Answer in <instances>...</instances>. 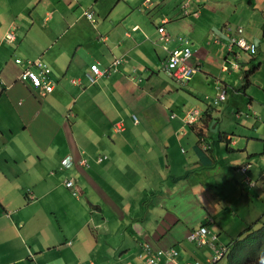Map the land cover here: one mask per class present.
<instances>
[{
	"label": "crops",
	"instance_id": "obj_1",
	"mask_svg": "<svg viewBox=\"0 0 264 264\" xmlns=\"http://www.w3.org/2000/svg\"><path fill=\"white\" fill-rule=\"evenodd\" d=\"M164 1L0 0V264H142L157 251L175 249L177 255L180 251L188 254L186 246L194 244L187 241V235L201 224L207 225L208 220V231L217 236V242L220 232L232 240L251 223L243 200L248 190H264V98L256 109L250 96L240 104L234 100L231 107L233 97L220 109L207 106L203 114L196 109L204 128L188 126L190 136L185 134L187 126L182 127L177 119L166 123L143 116L134 124L126 115L129 109L147 106L136 99L144 93L142 83L147 77L138 69L149 71L140 64L152 49L147 41L160 37L157 27L163 25L170 40L183 35L186 44L196 46L193 57L201 64V71L204 67L221 71L224 58H232L221 52L216 61L212 59L216 51L207 52L202 45L224 50L228 41L225 28L233 35L235 27L229 22L235 21L244 0H175L172 6ZM245 1L253 14L260 12L256 3H264ZM181 2H187V13L182 11ZM44 5L52 12L72 14L66 17L65 25L61 16L54 21L53 34H59L48 42L43 36L49 35L51 28L42 24L38 15L46 9ZM218 5L231 10H217ZM139 6H158L160 10L146 15L156 23L155 29L145 24ZM85 10L93 12V23L84 16ZM261 15L264 18V10ZM10 17H24L36 24L19 29L14 42L6 43ZM219 19L221 29L216 28ZM213 38H217L215 42ZM17 42L18 47L12 50ZM260 45L259 55L264 60V39ZM254 53L256 56L257 47ZM114 58L122 61L115 72L94 84L87 80L91 65L104 71ZM261 60L256 67L243 65L248 78L262 73ZM35 61L50 70L54 86L49 93L19 79L26 70L38 73V68L29 64ZM239 74L243 76L231 72L227 82L203 76L221 90L237 93L240 84L233 88L228 83ZM246 83L250 85L249 80ZM260 84L264 88V81ZM149 92L155 91L150 88ZM248 106L258 112L260 120L234 118ZM215 118L218 131L204 137L202 132L211 133L205 128ZM227 119L243 128L251 126L239 132L238 137L247 138L244 147L235 148L236 129L230 134L219 133L221 126L234 124ZM118 122L122 123L121 131L115 130ZM200 144H207L208 149ZM131 155L146 168L138 175L142 182L127 179V170L137 174L129 161ZM64 158L70 160L69 166L62 165ZM243 164L250 165L247 177L228 170ZM250 180L255 182L244 185ZM67 181L73 182V189L65 187ZM126 181L132 182L127 185ZM253 198H249L251 203ZM235 212L245 216L244 223L230 217ZM222 214L223 219H212V215ZM202 247L209 253L207 246ZM185 262L189 261L180 264ZM173 263L178 264L161 258L158 264Z\"/></svg>",
	"mask_w": 264,
	"mask_h": 264
},
{
	"label": "rangeland",
	"instance_id": "obj_2",
	"mask_svg": "<svg viewBox=\"0 0 264 264\" xmlns=\"http://www.w3.org/2000/svg\"><path fill=\"white\" fill-rule=\"evenodd\" d=\"M174 1L175 0H165L164 2L166 3V5L172 6ZM221 1L222 0H219V3H222ZM256 5L257 6L255 9L260 10V12H255L253 14L251 8L248 5V2L244 0L243 1V7H241V8L238 7V12L236 14L235 21L229 22L232 24L233 27H235L234 30H236V28H242V32H243L242 37L244 36V37H246V39L249 42L254 43L256 45L257 51H258L257 55L254 56V58L253 57L251 58V57L247 56L246 54L239 52L237 49L233 50L235 53H238V55H239V59L234 60L240 67H242L241 70L239 69V73H245L244 70H246V69L243 68V65L249 66L250 68L256 67L257 64L259 63V61L261 60V55H259V51L261 49V45H260L261 41H263V39H264L263 38L264 37V18L261 15V11L264 10V3L262 1H258L256 3ZM135 6H137V4H135ZM44 8H46V9L45 10H39L38 15H39V21L42 24H45L48 28H51V30L49 31L50 34L47 36L46 35L43 36L44 41L48 42L51 39H55L53 37H56L59 34V31H57V32L55 31V34H53V27L52 26L54 25V21H56L59 18V16H61V18L63 17V20L61 21V23H62V25H65L66 22L68 21L66 19V17H68L69 13L66 10L65 11L60 10V14H59L58 10H56L55 12H52V10H49V8H47L45 5H44ZM138 9L141 10V13L144 16L143 18L146 19L145 24L149 27V29L150 30L155 29L156 23L152 24L148 20L146 15L148 13H152V11H154L156 9L160 10L158 8V6L156 8L155 7L152 8L150 6H148L147 8H143L142 6H139ZM218 9L219 10H226V11L231 10V8H226V7L224 8L223 6H219V5H218L217 10ZM116 10H118V7ZM104 12H105V10H104ZM106 12L109 13L110 10H107ZM222 13H224V12H222ZM106 14H105V16H106ZM142 14H141V16H142ZM69 15H72V14H69ZM114 16H115V12L112 14V17H113V19H116ZM97 20H98V18L96 17L95 22ZM10 22H11V25H10L11 28L8 30V33L10 35H14L15 39L18 36L19 29L27 30L26 27L29 28L31 25L36 24L33 22V20H31V19L26 20V18H24V17L20 18L19 20H15V18L11 20V17H10ZM217 23L218 24L216 25V28H218V29L223 28V25L221 24L220 19L217 20ZM26 33H27V37L29 38L30 34L28 33V31ZM225 33H226V35H231L232 32L229 31L227 28H225ZM32 35H34V34H32ZM90 35H92L91 32H90ZM178 39H182L181 42L178 41ZM4 41L6 43H10L5 39V36H4ZM185 41H186V38L183 35H177L176 37L171 38V40L168 43L162 42L158 38L156 41H150V43L147 41V45L151 44V48L153 50L152 49L149 50L150 55H149V57L147 56L148 59H144L143 63L140 64V66H142V67L148 66L149 71H147L145 69H138V71H141L142 73L146 72L147 77L144 80V82L142 83L144 93L140 94L139 96L136 97V99L138 101L146 102L147 106H145L144 109H136V111L131 110V109L127 110L126 115L128 117L131 118L133 115L137 116L139 123H140L143 116L145 118H149L151 120L159 119L160 121H164L166 123L172 122L173 120L177 119L181 122L182 127H183L184 125H183L181 118L189 110L198 109L199 111H202V114H203V112L207 109V106L210 107V109H220V108H222L223 104L226 105L228 103V101L230 100L231 97H233V98L230 101V104H229L230 107H231L232 102L234 100L240 104V103H242L243 99H248L249 96L254 98V100L252 101L253 102L252 103L253 109L258 108V103L260 105H262V102L260 101V99L264 98V88H262L260 82L264 81V75H263L264 74V60H261V62L263 63V68H262L261 74H257V75L253 74L250 76V78L247 77V80L245 78H243V76L240 74L238 75L237 78H236L237 75H234L231 83H228V85L230 84L231 86H234L233 88H235V87H237L238 84H240L238 92L237 93H231L230 90L227 89L228 93H227L226 100L224 102H220L218 104L215 102V98L219 94V92L221 90V86L220 85L217 86L212 79L213 78H215V79L219 78L222 81L224 80L225 82H227V80H228L227 76L231 72H236V71L221 72V71H227V68L224 69L223 67H221L222 69L220 71V70L211 69L209 67H204V68H202L201 72H203L207 75H210L212 79H207L206 77L203 76V73H199V75H196L195 77L191 78L189 80L190 82L188 81L189 83H187L185 81L183 85H178V84L176 85L175 83L170 81L169 78L167 77V75H165L163 73V71H161L162 70V62L165 60L166 52L170 51L174 47H176V48L181 47L180 45L181 44L184 45ZM17 44H18V42L12 45V47H13L12 50H15L18 47V46H16ZM152 44H154V45H152ZM187 45L189 46L192 53L196 50V46H192L190 43H187ZM211 45L212 44L205 45V46L202 45V48L205 49L207 52H211L212 50L216 51L215 58L212 57V59L219 61L218 56L221 57V52H223L224 55H226V52H227L226 48H224V50L221 51L217 47L214 49ZM262 46L264 47V45H262ZM164 48L166 49V51ZM154 50H156L157 52H154ZM218 72H221V73H218ZM131 75L134 77H139L138 75H135L134 73ZM147 78H149L148 81H147ZM248 80L250 82V85H248L246 88L247 93L245 96V93L243 91V87H244L246 81H248ZM150 88H152L155 92H149ZM172 112H174V115L176 118L175 117L171 118ZM145 114H146V116H145ZM229 115H230V112H229ZM231 116L234 117V115H232V114H231ZM221 117H222V119H225V117L223 115ZM246 117L253 118L255 121L260 120L258 112L252 110V108L250 106L247 107V110H240L235 115L234 118L240 120V118L243 119ZM200 119H202V116L199 117V120ZM216 119L217 118L212 119L213 121L210 120L211 122H208L207 128H205V129H207L208 131H211V133L210 132H202V135L204 137H209L210 135H213L212 130H214V129H216V131H218L219 125H218V121ZM229 119H227V120L229 121ZM199 120L197 121V123L193 127H197L198 129L203 130V128H204L203 124ZM231 121L232 122L229 121V124L234 123L233 120H231ZM236 124H239V122H236L234 124H230L228 126H221L219 133L224 134L223 132L225 131L226 134L227 133L230 134V133H232L231 131H233V129L234 130L236 129L237 130V137H236L237 146L235 148L244 147L245 146L244 144H245V141L247 138L238 137V136H240L239 132H241V130H250L251 126L249 127V125H245V127L248 128V129H246V128H243L241 126V124H239V125H236ZM258 125H261V124L258 123ZM182 127L180 126V130H182ZM184 128H185L184 129L185 134H187V135L189 134L188 136H190L192 133L190 130V127L184 126ZM258 128H259V126H258ZM206 134H208V135H206ZM185 139L188 140V138H184V140ZM206 142L210 145V148H211L212 144L210 143V140L207 139ZM200 145H203L205 150L208 149L207 144H200ZM131 157L132 158H129V156H128L129 161L131 160L130 163L133 164V169L135 171H137V174L131 170H127V173L129 174V175H127L128 176L127 179L139 181L140 180V176H138V175H140L139 172H146V168L142 164H140L136 161V155H131ZM130 182H132V181H126L127 185L130 184ZM252 182H255V181H252ZM129 187L132 188V185H129ZM246 195H247V198H245L243 200L244 201L243 206L246 204L247 219L251 223H254L255 221H257L260 218V223L264 224V190H262L261 193H258V192L255 193V192H252V190H248ZM251 196H254V198H253L254 200L252 199V201H253L252 203L249 199ZM241 210H243V209H241ZM231 212H233V210ZM234 214H236V215H234ZM213 217H214V219H217V217H218V219H223L225 217V215L224 214H222L220 216L212 215V219H213ZM230 217H232V219L234 218L236 221H241L242 223H244L242 221V219L245 216H243L241 212L239 214L237 212H235L232 215H230ZM232 224L233 223H230V225H232ZM216 230H219V229H216ZM209 231L211 232L210 229H209ZM219 237L221 240L219 239L220 241H218V244H225V243L229 242L231 239V238L229 239L223 232L219 233ZM207 240H209V239L207 238ZM186 248L190 249L188 254H185L182 251H180V253L174 258V262H177L178 264H180L182 261H190L193 259V261H197L200 264H207L204 261V259L207 257H208V259H211L215 256L214 252L212 250H210L208 253L207 249H205L206 247L197 248V246L188 243ZM193 252H196V253H193ZM173 264H175V263H173ZM213 264H225V260L222 259V260H219Z\"/></svg>",
	"mask_w": 264,
	"mask_h": 264
},
{
	"label": "built area",
	"instance_id": "obj_3",
	"mask_svg": "<svg viewBox=\"0 0 264 264\" xmlns=\"http://www.w3.org/2000/svg\"><path fill=\"white\" fill-rule=\"evenodd\" d=\"M186 4L182 6V9L185 10ZM186 13V12H185ZM91 16L87 14V18H90ZM229 30V29H228ZM158 33L160 35V40L163 42H167L169 40L168 35L164 32V29L162 27L158 28ZM242 29L237 28L236 29V36L230 38V47L232 45H235L239 49H243L244 51H249L250 53L254 52V46L248 45L243 38L238 36V34H241ZM230 49V48H229ZM192 54L190 50L185 47L182 49H175L171 51L168 55L164 63L162 64V71L169 75V77L179 83L188 81L191 79V77L198 71V63H194L192 60ZM16 63H20L19 60H16ZM119 63L118 60H115L113 62V65L116 66ZM40 66V65H38ZM233 68L236 69L237 66L233 65ZM93 72H97L95 66H92L90 68ZM49 71L47 69H41L40 75L36 76L32 74L31 72H25L21 75V80L29 79L30 82L35 87H40L43 92H50L53 87V82L48 77ZM226 98V92L225 90H222L218 97L215 99V102H221L224 101ZM200 115L198 110L192 109L189 110L185 116V120L187 123H191L196 120V118ZM134 123L137 122L136 117H132ZM116 130H121V123H117L115 125ZM62 164L66 167L70 164V160L68 158H65L62 161ZM65 187L68 189L73 188V183L71 181L65 182ZM73 195H76V191L73 190ZM208 230L205 226H200L198 229H196L194 232H190L187 235V241L196 243L198 246H203L204 244V238L205 235L208 234ZM213 239H215L213 237ZM167 251V250H166ZM166 251H157L156 255H150L144 258L142 264H158V261L161 257L165 258L166 260L173 261V258L177 255V252L175 249H171ZM225 252V248H221L220 250H214L215 256L213 257V261H216L219 259ZM184 264H199L196 261L192 262H186Z\"/></svg>",
	"mask_w": 264,
	"mask_h": 264
},
{
	"label": "trees",
	"instance_id": "obj_4",
	"mask_svg": "<svg viewBox=\"0 0 264 264\" xmlns=\"http://www.w3.org/2000/svg\"><path fill=\"white\" fill-rule=\"evenodd\" d=\"M87 11L89 13L93 14V12H91L90 10H87ZM195 13H197V12H195ZM93 17H94V14H93ZM234 31H236V30H234ZM242 34H243V32H241V34H238V35L242 36ZM213 39H215V38H213ZM178 40L181 42L182 39H178ZM215 41L216 40H214V42ZM229 43H230V40H228L227 43H225V44L227 45ZM215 44H217V43H215ZM252 44H254V43H252ZM234 49H236V48H233V50ZM255 49H256V45H255ZM173 50H175V49H173ZM173 50H171V51H173ZM171 51H169L168 54ZM190 52H191V50H190ZM191 54L193 57L192 52H191ZM254 54L255 53L252 54L253 57H254ZM120 62H122V61H120ZM199 66H201L200 63H199ZM228 67H230L229 69H231L230 65H228ZM231 71L239 72V68L236 70H231ZM249 72L251 73L252 71H249ZM249 75L245 72V73H243V78L247 79V77ZM26 81H29V80H24L22 82H26ZM247 86H248V84L246 83L244 87L246 88ZM224 90L226 92V89H224ZM226 96H227V92H226ZM196 123L197 122H195V124ZM198 136L200 137L201 135L199 134ZM200 140H203V139H200ZM202 142L204 143V140ZM249 168H250L249 164H243V165H240L239 167L236 166V168H235V166H233V167L229 168L228 170L231 169L232 171H235L236 173L239 172L244 177H247V175L249 173ZM251 183H252V181L250 180V182L248 181L247 184L244 183V185L250 186ZM208 222H209V220H208ZM208 222H207V225L211 223V222H209V223ZM207 225L201 224L200 226H205L207 228ZM198 228H196V229H198ZM196 229L192 230L191 232H194ZM207 230H208V228H207ZM213 237L215 239H213ZM207 238L209 240H207ZM217 240H218V238L215 234L210 235V233H208L205 235L203 246H207L213 252H214V250H220L221 248L224 247L225 252L219 260L224 259L225 264H257V251L259 249L264 248V224L260 223V218H259L253 224L248 225V227L242 233H240L237 238L230 240V242L226 245L218 244ZM193 244L195 246H198L196 243H193ZM198 247H202V246H198ZM219 260H217V261H219Z\"/></svg>",
	"mask_w": 264,
	"mask_h": 264
},
{
	"label": "clouds",
	"instance_id": "obj_5",
	"mask_svg": "<svg viewBox=\"0 0 264 264\" xmlns=\"http://www.w3.org/2000/svg\"><path fill=\"white\" fill-rule=\"evenodd\" d=\"M187 2H181L180 3V5H181V9H182V6L184 5V4H186ZM188 9V5L186 4V8H185V10H183L182 9V11H184V13L186 12V10ZM187 13V12H186ZM87 14H89L91 17L90 18H87ZM84 16L87 18V20H89V21H91L92 23L94 22L93 21V19H94V17H93V14L92 13H89L87 10H85L84 11ZM159 27H162L163 28V25L162 26H159ZM159 27H157V29H156V31L158 30V28ZM137 28H134V30H136ZM164 29V28H163ZM237 29V28H236ZM242 29V28H241ZM229 31H232L230 28H229ZM165 32V31H164ZM157 33H158V31H157ZM166 33V32H165ZM159 34V33H158ZM167 34V33H166ZM168 35V34H167ZM160 36V35H159ZM234 36H236V31H233V35H227V37H228V40H230V38L231 37H234ZM168 37H169V40H170V36L168 35ZM241 38H243L242 36H240ZM5 39L8 41V42H10V43H13L14 42V40H15V36L14 35H10L8 32L6 33V35H5ZM217 39V38H216ZM215 39V40H216ZM244 39V38H243ZM159 40H160V37H159ZM168 40V41H169ZM161 41V40H160ZM167 41V42H168ZM217 41H219V39L217 40ZM244 41H245V39H244ZM163 42V41H162ZM166 42V43H167ZM246 42V41H245ZM247 43V42H246ZM248 45H252V44H249V43H247ZM185 47H187L189 50H190V48H189V46L185 43V45L184 46H182L181 48H178V50L179 49H182V48H185ZM225 48L227 49V52H226V55H230L232 58L230 59V60H228L227 58H224V60H223V68L224 69H226L227 68V70L230 68V67H228V65H230L231 66V69H229V70H236V69H242V67H240L234 60H238L239 59V55H238V53H235L234 51H233V48H236L239 52H241V53H244V54H246L247 56H249V57H253L252 56V54L255 52V47H254V52L253 53H250L249 51H244L243 49H239L238 47H236L235 45H232L231 47H230V43L229 44H227V45H225ZM230 48V49H229ZM167 58V57H166ZM166 58H165V60H166ZM115 60H118L119 61V63L116 65V66H114L113 65V62L115 61ZM164 60V61H165ZM193 61H194V63L196 62V63H198L199 64V62L193 57V59H192ZM20 61V60H19ZM121 60L120 59H118V58H114L113 60H112V62H111V65L109 66V68L108 69H106V70H104V71H99V69L97 68V66L96 65H91L90 67H89V73L86 75V77H87V80L91 83V84H94L95 82H96V80L98 79V78H100V77H104V76H108V75H110L112 72H115V70L119 67V65H120V62ZM164 61L162 62V64L164 63ZM15 63H16V60H15ZM20 63H21V61H20ZM20 63H16V64H20ZM29 64L30 65H33V66H36L37 68H38V73H34V72H31V71H29V70H26V71H24V72H22L21 74H20V76H19V79L21 80V75L23 74V73H25V72H31L32 74H34V75H36V76H39L40 74V71H41V69H47L48 71H49V73H48V77H49V79L52 81V79H51V77H50V70L47 68V67H45L44 65H42V64H40L38 61H35V62H29ZM38 65H40V66H38ZM233 65H236L237 66V68L236 69H234L233 68ZM92 66H95V68H96V70H97V72L95 73V72H93L90 68L92 67ZM200 67L201 66H198V71L196 72V73H198V72H200L201 70H200ZM162 71V70H161ZM224 72H227V71H224ZM164 73V72H163ZM195 73V74H196ZM166 74V73H165ZM194 74V75H195ZM167 75V74H166ZM193 75V76H194ZM168 77H169V75H167ZM170 78V77H169ZM192 78V77H191ZM171 79V78H170ZM26 80H29V79H26ZM172 80V79H171ZM21 81H24V80H21ZM173 82H175V83H177V84H179V85H183L184 84V82H182V83H179V82H176V81H174V80H172ZM189 81V80H188ZM188 81H186V82H188ZM29 82H30V80H29ZM53 82V81H52ZM30 84L33 86V84L30 82ZM53 86H54V82H53ZM34 88H37V89H40L41 90V88L40 87H35V86H33ZM52 89H53V87H52ZM222 90H224V89H222ZM221 90V91H222ZM42 91V90H41ZM52 91V90H51ZM50 91V92H51ZM220 91V92H221ZM43 92V91H42ZM220 92H219V94H220ZM43 93H49V92H43ZM218 94V95H219ZM218 95L216 96V98L218 97ZM215 98V99H216ZM226 98H227V96H226ZM226 98H225V100H226ZM224 100V101H225ZM224 101H221V102H224ZM218 103H220V102H217V104ZM186 114H187V112L184 114V116L181 118L182 119V122H183V124L184 125H186V126H192V125H194L195 124V122H197V120L199 119V117H200V115L196 118V120L195 121H193V122H191V123H187L186 122V120H185V116H186ZM133 116H135V115H133ZM132 116V117H133ZM132 117H131V120H132V122L134 123V121H133V119H132ZM136 117V120H137V122L136 123H134V124H138V118H137V116H135ZM175 117V115L174 114H172V116H171V118H174ZM118 123H121V122H118ZM117 124V123H116ZM115 124V125H116ZM121 127H122V123H121ZM116 130V129H115ZM122 130V129H121ZM121 130H116V131H121ZM181 133H183V131H181ZM65 159V158H64ZM64 159H62V161L64 160ZM101 159H98V161H100ZM62 161H61V163H62ZM71 164V163H70ZM69 164V165H70ZM63 165V164H62ZM68 165V166H69ZM64 166V165H63ZM73 183V182H72ZM73 189V188H72ZM73 192V191H72ZM77 194V193H76ZM248 227V226H247ZM246 227V228H247ZM245 228V229H246ZM244 229V230H245ZM215 255V254H214ZM223 256V255H222ZM221 256V257H222ZM176 257V256H175ZM174 257V258H175ZM220 257V258H221ZM161 258H163V257H161ZM161 258L159 259V261L161 260ZM174 258H173V260H174ZM219 258V259H220ZM165 259V258H164ZM219 259H217V260H219ZM166 260V259H165ZM216 260V261H217ZM159 261H158V263H159ZM166 261H168V260H166ZM170 261V260H169ZM216 261H213V258H211V259H209V260H207V264H213V263H215ZM143 262V261H142ZM170 262H172V261H170ZM189 262H192V261H189ZM197 262V261H196ZM199 263V262H198ZM200 264V263H199ZM257 264H264V248H262V249H259L258 251H257Z\"/></svg>",
	"mask_w": 264,
	"mask_h": 264
}]
</instances>
